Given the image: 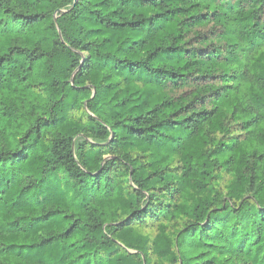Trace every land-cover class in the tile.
Instances as JSON below:
<instances>
[{
    "label": "trees",
    "instance_id": "16d2710c",
    "mask_svg": "<svg viewBox=\"0 0 264 264\" xmlns=\"http://www.w3.org/2000/svg\"><path fill=\"white\" fill-rule=\"evenodd\" d=\"M0 264H264V0H0Z\"/></svg>",
    "mask_w": 264,
    "mask_h": 264
}]
</instances>
